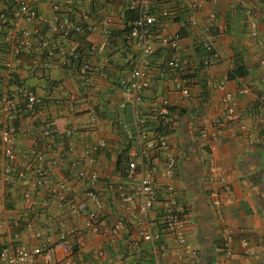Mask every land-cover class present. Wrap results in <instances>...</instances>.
<instances>
[{
    "label": "crops",
    "instance_id": "0c3cea01",
    "mask_svg": "<svg viewBox=\"0 0 264 264\" xmlns=\"http://www.w3.org/2000/svg\"><path fill=\"white\" fill-rule=\"evenodd\" d=\"M50 1L37 2V11L50 16ZM126 1L111 0L104 6L103 11L112 17L107 35L95 30L81 34L72 42L79 50L90 43L95 45L92 52H85L93 68L86 86L80 84L74 71L61 65L28 76L29 56L11 57L13 75L42 100L38 116L26 114L19 122L31 126L35 138L22 132L15 134L13 165L22 166V154L34 146L45 153L46 160L48 157L55 160L52 184L62 183L67 200L85 201L81 191L84 183L70 176L66 160L83 157L89 144L104 139V150L95 154L90 165L98 173L92 188L103 204L97 212L99 230L92 232L84 227L83 212L63 215L56 208V198L45 188L33 186L30 175L12 177L8 182L0 177V248L37 245L39 240L33 235L36 231L54 238L59 227L48 220L51 216L64 225L71 255L67 257L53 247L46 264H67L68 259L74 264L175 263L174 253L180 247L170 237L164 238L165 255L154 260L150 244L141 241L132 226L127 225L115 238L106 233L117 213H121L116 186L125 182L118 172L126 147L119 126L127 124L132 128L138 110L156 107L160 97H165L177 119L167 134L176 158V171L172 178H165L162 159L158 156L154 159L157 170L153 179L159 186L170 183L175 196L185 205L186 240L198 250L196 264H218L220 257L216 246L218 226L207 197L210 189L218 191L223 223L233 233V260L236 264H264V0H149L154 10L164 8L168 15L152 26L153 53L147 71L150 81L134 104L121 103L118 87V80L127 73L138 53L121 39ZM210 13L214 18L217 59L202 67L197 53L204 36L203 24ZM192 19L195 24H191ZM37 27L44 31L43 27ZM172 32L180 34V67L177 72L162 73L160 68L168 58L169 49L160 37ZM46 73L56 83L55 87L49 88L48 81L42 77ZM10 82H0L1 91L9 96L15 94ZM177 82L187 88V96L180 93ZM239 88H245V92H239ZM226 92L233 96L234 110L240 116L238 121L224 120L222 97ZM91 111L95 112L97 121L95 126L87 127ZM43 122L57 128L55 145L51 148L39 137ZM67 127L75 130L63 136ZM68 146L73 147V152L65 151ZM24 189L29 192L30 201L24 200ZM86 205L91 207L88 202ZM149 216L154 217L153 208ZM129 220L126 216L125 221ZM240 238H246L251 255L241 253ZM36 264H44L42 258Z\"/></svg>",
    "mask_w": 264,
    "mask_h": 264
},
{
    "label": "built area",
    "instance_id": "2783aa9c",
    "mask_svg": "<svg viewBox=\"0 0 264 264\" xmlns=\"http://www.w3.org/2000/svg\"><path fill=\"white\" fill-rule=\"evenodd\" d=\"M40 0H0V82L2 80L14 83V95H7L0 89V177L6 182L12 177H32L33 186L42 187L56 198V208L62 210L63 215L85 214L84 227L92 232L99 230L98 210L103 204L92 186L98 180V173L91 168L94 156L105 148L104 139L100 138L89 144L83 153V157H71L66 160V169L73 179L80 180L84 184L81 191L85 201L67 200L65 188L62 183L52 184L51 170L54 166V158H45L42 150L31 146L25 151L22 158V166L13 165L16 153L14 151L15 134L22 132L35 138V130L32 127L19 123L21 118L29 114L38 116L42 110L41 98L30 87L18 84L21 80L13 75L11 57L29 56L27 75L33 76L38 71L47 72L57 66H63L75 72L77 80L86 86L91 81L93 68L86 60L85 52H92L95 45L90 43L79 50L72 44L81 34L100 30L102 35L109 33L112 17L103 11L111 0H51V15L46 16L38 12L36 4ZM213 1V0H211ZM124 9L132 10L135 14L128 24L124 35L126 43L133 46L138 52L127 73L118 80L121 103L134 104L142 97L143 89L149 83L147 75L149 58L153 53L151 43L152 26L168 15L166 9L154 10L149 0H127ZM191 20V24H195ZM37 25L44 28L41 32ZM214 18L210 13L203 24L204 36L201 45L209 53L205 60V66L217 59L214 51L216 41L213 32ZM179 32H172L160 37L162 44L169 49V55L160 72H177L180 67ZM70 45V46H69ZM79 50V51H78ZM263 63V60L261 61ZM47 74V73H46ZM44 75L49 88L55 87L49 76ZM180 93L187 96L186 87H180L176 83ZM239 92H245V88H239ZM223 117L228 123L238 121L240 116L234 110V100L230 93H224ZM169 101L160 97L156 107L147 110H138L134 115L132 128L127 124L119 126L126 143L124 150L125 160L120 166L119 178L125 182L117 184V202L121 213L117 216L110 228L106 231L112 237H117L126 229V216L132 222V227L137 231L141 241L150 244V250L154 260L166 253L165 237L172 238L180 247L176 251V262L166 264H196L198 250L189 245L186 240V230L183 215L186 207L174 194L170 183L159 186L153 176L157 170L154 159L158 156L162 159L163 174L170 179L176 171L175 154L171 151L167 141V134L176 124V116L169 111ZM97 116L91 111L87 120V127L95 126ZM153 123L152 126L147 122ZM75 130L67 127L63 130L66 136ZM57 128L50 122H43L39 130V137L51 148L54 146V136ZM206 136V132L201 133ZM212 135V134H211ZM66 152H73V147L65 148ZM86 158L84 161L83 158ZM213 168V166H212ZM208 203L210 205L214 223L218 226L217 240L220 252L218 264H236L233 260L231 247L232 230L223 223L222 201L215 189L208 191ZM24 200L30 201L27 190L22 191ZM87 202L91 207H87ZM45 204V203H44ZM56 204V203H55ZM153 208L154 217L149 216ZM124 215H121V214ZM124 216V217H123ZM60 217V215H59ZM59 227L54 238L49 234L34 232L39 240L37 245H14L9 248H0V262L2 264H36L38 258H42L44 264L51 259V249L58 248L65 256L71 255V244L66 238L64 225L59 219L51 216ZM136 246V243H133ZM138 245L135 249H138ZM239 247L242 254H252L246 238H240ZM67 264H74L68 259Z\"/></svg>",
    "mask_w": 264,
    "mask_h": 264
},
{
    "label": "trees",
    "instance_id": "16d2710c",
    "mask_svg": "<svg viewBox=\"0 0 264 264\" xmlns=\"http://www.w3.org/2000/svg\"><path fill=\"white\" fill-rule=\"evenodd\" d=\"M134 15H135V14H134V12H133L132 10H128V9H126V10L124 11V16H125V17H124V20H123V22H124V23H123V29L120 31V33H121V35H122L121 39H122V41L125 42V43H126V40H125L124 35L126 34V30H127L128 24L132 21ZM197 55H198V57H199V63H200V65H201L202 67H204V66H205V60L207 59L209 53L206 52V51L204 50V48L202 47L201 44H199V51H198ZM228 76L230 77L231 74L228 73ZM10 83L12 84L13 82H10ZM18 84H24V85H25V83L22 82V81H20ZM13 85H14V83H13ZM168 108H169V107H168ZM169 111L171 112L170 109H169ZM171 113H172V112H171ZM150 122H151V121H150ZM150 122H149L148 124H150ZM152 124H153V123H151V126H152ZM122 158H124V159H122ZM124 160H125V155H123L122 157H120L121 165H123ZM127 225L132 226L133 224H132V222L129 220V221H126L125 226H127ZM216 246L218 247V242H217V245H216Z\"/></svg>",
    "mask_w": 264,
    "mask_h": 264
}]
</instances>
